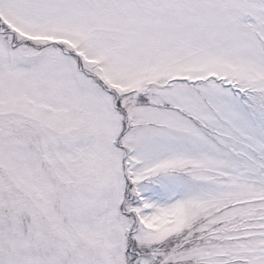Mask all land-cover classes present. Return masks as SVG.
Wrapping results in <instances>:
<instances>
[{"label":"snow or ice","instance_id":"1","mask_svg":"<svg viewBox=\"0 0 264 264\" xmlns=\"http://www.w3.org/2000/svg\"><path fill=\"white\" fill-rule=\"evenodd\" d=\"M0 264H264V0H0Z\"/></svg>","mask_w":264,"mask_h":264}]
</instances>
